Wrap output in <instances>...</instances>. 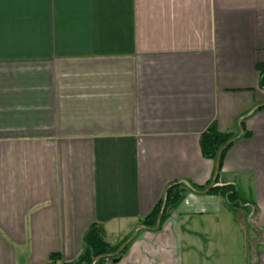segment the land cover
<instances>
[{
	"label": "crops",
	"instance_id": "1",
	"mask_svg": "<svg viewBox=\"0 0 264 264\" xmlns=\"http://www.w3.org/2000/svg\"><path fill=\"white\" fill-rule=\"evenodd\" d=\"M263 63L264 0H0V264L72 262L92 226L134 236L114 264H214L224 208L264 264ZM212 126L236 134L216 186L249 190L251 223L207 191Z\"/></svg>",
	"mask_w": 264,
	"mask_h": 264
},
{
	"label": "trees",
	"instance_id": "2",
	"mask_svg": "<svg viewBox=\"0 0 264 264\" xmlns=\"http://www.w3.org/2000/svg\"><path fill=\"white\" fill-rule=\"evenodd\" d=\"M256 68L260 73V87L264 89V63L260 65L256 64ZM235 136L236 134L234 132H220L216 126L210 127L209 130L204 133L201 139V147L204 157L217 160V156L221 148H223L229 141L234 139ZM231 145H229L220 155V171L222 169L226 152L231 147ZM204 189L199 188L198 190ZM188 191H190L189 188L186 185L180 183L167 192V203L164 215L162 216V223L168 214L167 211L177 208L185 198L186 192L188 193ZM208 193L221 196L224 198L229 207L234 209H243L247 211L248 214L252 213L253 219L255 218V213L252 212V208H255V203L242 197L236 186H215L210 191H208ZM162 209L163 201H160L152 213L144 219V225L151 229L155 228L157 226ZM160 228L161 225H159L157 229ZM120 247L121 245L111 246L107 244L101 237L99 229H96L95 226H92L85 236L83 250L76 260L69 263H62L60 254L53 253L50 256L48 264H114V260L126 252V249H124L116 255Z\"/></svg>",
	"mask_w": 264,
	"mask_h": 264
},
{
	"label": "rangeland",
	"instance_id": "3",
	"mask_svg": "<svg viewBox=\"0 0 264 264\" xmlns=\"http://www.w3.org/2000/svg\"><path fill=\"white\" fill-rule=\"evenodd\" d=\"M245 191L248 192L249 190L246 189ZM246 192H244L245 194L243 193L244 196L242 197L248 200L252 199L249 198L250 195ZM255 210L256 207H253L252 212L255 213ZM252 220L253 214H248V223L253 222ZM222 221L223 226L219 229L221 234L219 235V237H217L216 242L210 247L216 251L214 264H255L252 260L253 254L256 252V247L253 240L255 237H259L260 235H257L251 225L247 224L246 234L244 232V235L242 236V230L236 228V226L238 225L235 224V221L237 220L234 217V213L232 210L229 211L228 209L224 208ZM261 247L262 251L264 252V245H262Z\"/></svg>",
	"mask_w": 264,
	"mask_h": 264
},
{
	"label": "water",
	"instance_id": "4",
	"mask_svg": "<svg viewBox=\"0 0 264 264\" xmlns=\"http://www.w3.org/2000/svg\"><path fill=\"white\" fill-rule=\"evenodd\" d=\"M239 130H240V134H241L242 131H241L240 128H239ZM234 141H235V139H232V140L229 141V142H228L223 148H221V150L219 151L218 156H217V160H216V173H215V177H214V180H213V182L211 183V185L209 186V188H208L207 191H210L212 188H214V187L216 186V182H217V180H218L219 172H220V164H219L220 155H221V154L224 152V150H225L229 145H231ZM182 183H183L184 185H186V186H187L189 189H191L192 191H195V192H196V190L193 188V186H192L190 183H188V182H186V181H184V182H182ZM178 184H180V182H176V183L172 184L171 186H169L167 192H168L171 188L175 187V186L178 185ZM167 192H166V193H167ZM166 203H167V197L165 196L164 199H163V209H162V212H161V214H160V216H159L157 226L159 225V223H160V221H161V219H162V216L164 215V212H165V209H166ZM133 237H134V236H133ZM133 237H132L128 242H126L125 244H123V245L120 247V249L118 250V252L116 253V255L119 254L122 250H124V249L127 247V245L130 243V241H132ZM116 261H118V260L115 259L114 262H116Z\"/></svg>",
	"mask_w": 264,
	"mask_h": 264
}]
</instances>
